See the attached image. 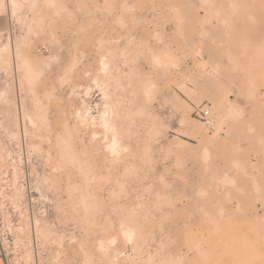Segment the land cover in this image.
Wrapping results in <instances>:
<instances>
[{
	"label": "rangeland",
	"instance_id": "rangeland-1",
	"mask_svg": "<svg viewBox=\"0 0 264 264\" xmlns=\"http://www.w3.org/2000/svg\"><path fill=\"white\" fill-rule=\"evenodd\" d=\"M0 7L6 264H264V0Z\"/></svg>",
	"mask_w": 264,
	"mask_h": 264
},
{
	"label": "built area",
	"instance_id": "built-area-1",
	"mask_svg": "<svg viewBox=\"0 0 264 264\" xmlns=\"http://www.w3.org/2000/svg\"><path fill=\"white\" fill-rule=\"evenodd\" d=\"M201 116H204L205 118H207L209 116V112L208 111H200L199 112Z\"/></svg>",
	"mask_w": 264,
	"mask_h": 264
},
{
	"label": "crops",
	"instance_id": "crops-1",
	"mask_svg": "<svg viewBox=\"0 0 264 264\" xmlns=\"http://www.w3.org/2000/svg\"><path fill=\"white\" fill-rule=\"evenodd\" d=\"M0 264H6L5 259L1 253V249H0Z\"/></svg>",
	"mask_w": 264,
	"mask_h": 264
},
{
	"label": "bare ground",
	"instance_id": "bare-ground-1",
	"mask_svg": "<svg viewBox=\"0 0 264 264\" xmlns=\"http://www.w3.org/2000/svg\"><path fill=\"white\" fill-rule=\"evenodd\" d=\"M1 8V7H0ZM252 57V56H251ZM254 57L256 58V56L254 55ZM250 58V57H249ZM258 58V57H257ZM253 58H251V60H252ZM250 60V59H249ZM16 68V67H15Z\"/></svg>",
	"mask_w": 264,
	"mask_h": 264
}]
</instances>
